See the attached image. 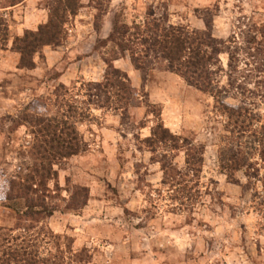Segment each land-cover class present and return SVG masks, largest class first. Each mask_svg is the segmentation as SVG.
Listing matches in <instances>:
<instances>
[{"label": "rangeland", "instance_id": "1", "mask_svg": "<svg viewBox=\"0 0 264 264\" xmlns=\"http://www.w3.org/2000/svg\"><path fill=\"white\" fill-rule=\"evenodd\" d=\"M81 1L63 45L45 48L34 70L19 69L13 42L47 23L51 0L0 10L10 23L9 46L0 51V227L18 229L17 213L25 210L24 201H7L11 183L33 164L34 138L24 116L48 110L62 86L80 94L84 84L104 80L106 60L117 58L107 42L116 20L131 27L152 11L168 25L203 31L210 18L214 36L233 55L232 63L228 54L221 56L224 101L261 117L259 135L232 141L213 97L160 65L143 74L129 55L120 57L114 67L128 75L138 101L126 122L96 111L98 119L78 126L88 152L55 166L58 180L51 183L55 199L49 205L56 211L36 223L38 244L44 256L72 248L66 264L80 251L90 257L86 264H264V0H101L103 11L92 0ZM144 95L161 109L173 134L205 146L199 201L182 205L163 185L160 165L141 148L139 138L149 137L155 124ZM233 147L246 158L238 184L220 173L221 159ZM175 161L184 168V154ZM51 234L60 240L52 242Z\"/></svg>", "mask_w": 264, "mask_h": 264}, {"label": "trees", "instance_id": "2", "mask_svg": "<svg viewBox=\"0 0 264 264\" xmlns=\"http://www.w3.org/2000/svg\"><path fill=\"white\" fill-rule=\"evenodd\" d=\"M24 1L0 0V10L15 8ZM91 4L100 11L104 9L101 0H92ZM82 8L81 0H51L47 23L40 25L36 31L27 30L13 42V51L20 56L19 69L34 70L35 58L45 48L63 45L71 18ZM167 22L157 19L152 11L145 22L131 27L116 20L114 31L107 41L115 46V60L129 55L132 65L143 74L160 65L165 71L180 76L189 86L213 97L217 112L226 118L225 130L230 133L232 141L238 143L248 134L259 135L258 125L262 124V118L256 117L247 107L225 103L223 92L219 89L221 56L228 54L232 63L233 55L227 43L214 36L213 21L209 18L203 31L172 26ZM9 43L10 23L0 12V51L6 50ZM115 60H106L108 69L102 82L84 84L80 94L62 86L56 90L48 110H33L24 116L23 121L34 138L31 152L33 164L28 175L11 183L7 201H24L25 210L17 213L18 229L0 227V264H66L69 260L66 255H73L72 248L65 253L58 251L57 254L42 255L35 225L52 217L56 211L49 205L55 199L51 183L58 180L55 166L88 152L78 126L98 119L96 111L116 114L126 122L130 110L138 101L139 95L128 75L114 67ZM143 103L149 110L148 115L155 118V124L149 137L139 138L141 148L149 151L152 161L160 165L164 174L163 185L177 194L178 199H183L182 205L199 201L202 198L205 146L173 134L163 122L161 109L152 105L146 95L143 96ZM261 132L263 138L260 142L264 144V125ZM232 149L227 158L221 159L220 173L230 183L238 184V174L245 169L246 158L242 157L240 148ZM181 154L185 156L183 169L175 163ZM260 175L258 170L253 176L257 178ZM55 188L60 189L59 185ZM87 200L85 195L84 203ZM24 222L30 225L24 227ZM50 239L52 242L60 240L53 234ZM86 253L80 251L76 254L73 264L89 263L90 257Z\"/></svg>", "mask_w": 264, "mask_h": 264}]
</instances>
